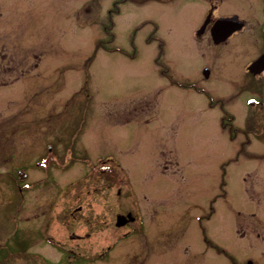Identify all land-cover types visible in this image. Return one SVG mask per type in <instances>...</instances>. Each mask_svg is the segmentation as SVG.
I'll use <instances>...</instances> for the list:
<instances>
[{
    "label": "rangeland",
    "instance_id": "rangeland-1",
    "mask_svg": "<svg viewBox=\"0 0 264 264\" xmlns=\"http://www.w3.org/2000/svg\"><path fill=\"white\" fill-rule=\"evenodd\" d=\"M112 3L0 0V57L9 66L4 71L18 74L14 65L28 60L29 70L34 56L42 54V63L31 69L42 72V82L22 76L15 90L30 89L29 102L44 88L46 111L42 104L31 110L35 118L45 119L47 141L61 136L62 144L53 142L49 156L57 158L65 149L62 169L55 161L49 164L46 186L27 197L19 215L21 229L28 227L32 234L41 220L34 218L38 209L33 205L46 204L44 238L32 241L22 257L10 255L5 264H230L205 237L233 256L234 264H244L253 253L251 219L264 218V106L243 105L257 87L244 69L260 47L258 41L251 45V25L224 46L209 49L204 41L196 51L191 29L200 3L124 0L112 19L111 46L120 51L96 50ZM238 11L251 17L244 8ZM153 35L155 40L147 42ZM157 58L169 67L170 76H161ZM204 68L209 79L202 77ZM187 84L201 87L206 95ZM9 92L0 89V243L17 223L8 213L13 204L8 203L7 179L21 146L35 135L17 125L10 136L9 122L24 119L29 110H19ZM258 95L264 103V91ZM221 99L237 129L232 140L230 128L220 127L222 110L210 106ZM43 124L37 126L40 131ZM9 143L14 158L5 152ZM107 157L126 174L122 178L129 196L121 198L119 209L137 216L127 229L113 228L111 234L104 230L108 213L102 209L110 204L112 213L117 212L120 199H115L114 188L100 186L105 181L93 180L100 177L91 164ZM61 202L67 215L62 229L56 218ZM79 204L81 213L75 221L68 219ZM25 239L18 233L6 241L11 249L24 250ZM110 245V259L78 261L90 250L92 255Z\"/></svg>",
    "mask_w": 264,
    "mask_h": 264
},
{
    "label": "flooded vegetation",
    "instance_id": "flooded-vegetation-1",
    "mask_svg": "<svg viewBox=\"0 0 264 264\" xmlns=\"http://www.w3.org/2000/svg\"><path fill=\"white\" fill-rule=\"evenodd\" d=\"M193 2L200 3L202 5V6L199 5V8L194 9L195 13L197 14L196 15L197 18L195 19V23L191 29V38H192L193 44H195V47H196L195 50L198 49V45H201V43H203L204 41L208 44V47L210 46L209 49H215V48L228 44V42L231 41L236 35L244 31V29L246 28V24L249 22L248 24L251 25V32H248V34H250L251 36V45H254L256 41H258L260 45L257 55L254 58H252V60L250 59L249 63L264 54V0H242V1L241 0H193ZM236 6H239V7H236ZM242 8L250 11L251 17L246 18L242 16L240 13H238L239 12L238 10L240 9L241 11ZM229 16H237L238 19H240L243 22L242 28L232 33L231 35H229L225 40L220 41L218 43H214L213 36H212L213 26L215 25L216 21L219 18L229 17ZM9 50L13 54L12 56L15 57L16 56L14 55L15 46L12 45L11 48H9ZM201 55L203 54L201 53ZM13 57L11 58V60L13 59ZM34 60L35 62L32 64V68H30L29 70H25L26 65L31 67L29 65V60H28L26 65L24 63H22L20 67L14 65V67L18 71V74L16 73L14 69H12L10 72L7 71L5 73L4 69L9 66H6V64L3 65V63H6V62H3L0 57V68L3 69L2 71L0 70V89L10 88L9 95L13 100H16L18 102L19 110L25 107H26L25 110L27 109L29 110L24 114V119L22 118L21 120V118H19L18 120H11L9 122L8 130H9L10 136H12L15 130V127L17 125H24V126H21V131H23L25 134L27 132L32 133L33 131H35V135H30L28 141H26V143L23 146H21V150H19L20 156L15 160L16 165H13V167L15 168H12L14 172L12 174H9V177L11 180L9 189L11 191L12 200L9 199L8 203H11L13 205L11 206L9 205L8 213L9 215H11V217H13L12 218L13 220L17 221L15 226H12L14 232H11V233H15V234L19 233L20 235H22V237L26 236L25 240H28L29 243L25 248H23L24 250H22V252L24 253L28 252L29 246L32 243V241H34L36 238L37 239H40V237L41 239L44 238L42 234L44 233V231H47L46 225L43 221L45 219L42 220V217H41V216H45L46 208H42V207H46V204L45 205L35 204L34 203L35 199H32L33 203L35 204L33 206L38 209L35 213L36 216L34 218L35 219L41 218V220L39 221L38 219H36V221H38L39 224L35 227V230L33 231L32 234H30L31 232H28L27 230L28 227L25 228L24 230L21 229V226H20L21 222L19 218V215L23 208L22 205L23 206L25 205V202L27 201V197L29 195H32L35 191L41 190L44 186H46L48 172H49L48 163H49V151L51 150V148L48 147L47 128H46L45 123L43 124L45 119L40 115H39L40 117L39 119L35 118L34 117L35 112L33 113V111L31 110L34 107L42 104V108H44V110L46 111V102L44 99L43 90L42 88H40V91H39L40 94L37 100L36 99L29 100V102L26 101V99L28 95L27 92L30 91V89L24 90L22 93L19 90H15V85L20 83L19 78L22 76L23 78L27 76L35 80L42 79L40 72H37L34 75H27V74H31L32 73L31 69H36L40 63L39 57L34 56ZM247 74L249 75V73ZM251 78L256 79L260 82L261 87H258L257 89L253 90L254 95L256 97H259L258 94H262L264 91V69L261 71V73L258 76H251ZM260 98L261 97H259V99ZM259 105L261 108H263L264 103L260 102ZM250 106H251V101H250ZM39 122H41V124ZM38 124L45 125L43 126L41 131L37 128ZM33 127L35 128V130H31ZM1 130H2V124H0V131ZM60 139H61V136L58 135L56 138V142H59L60 143L59 145L62 144ZM12 146H13L12 143H9L8 150H5L6 153L10 154L8 155L10 157H13L11 155ZM62 160H63V152L61 153V156L57 154V158L53 159V161H56V165L59 168L63 167ZM17 172L24 173L25 176L23 180H18ZM104 172L108 173V176L105 178L106 183H103L102 187L105 190H108V189L111 190V175H110L111 168L110 166L107 167L104 170ZM62 195L63 194H61L60 192L59 196L61 197ZM109 197H110V194H109ZM76 201H78V199ZM107 202H109V200ZM116 204L119 207H118V211L114 213V223H115V217L123 214V210L119 209L122 203L116 202ZM81 206L82 205H78L75 209H73L68 214V219H72L73 221H75V219L77 218L76 214H80L82 211ZM109 207H110V204H108L107 208L102 209V211L104 213H108L107 216H104V220H103L104 230L108 231V233L111 234L112 233L111 230L113 229L112 227L113 215L111 212V207L110 208ZM126 214L127 213H124V215ZM64 217H67V215L65 214V210L62 209V202H61L60 209L58 210L57 215H56V218L58 219V221L61 222L60 223L61 229L63 228V225H64ZM116 220H117V223L125 222V220L121 218H118ZM28 222L30 221L25 220V223L28 224L29 226ZM79 222L80 220H78V223ZM127 224L128 222L124 223V225H122L121 227L125 228ZM92 227L95 228L94 224ZM26 231L29 234H26ZM86 234L90 236L91 232L89 233L86 232ZM46 239L47 238H45V240ZM3 248H5V246H4V243L1 242L0 243V264H5V262L3 263L2 261L5 260V258L7 257V254L6 252L3 251L4 250ZM251 250L253 251V253L251 254V264H257V263L264 264V218H260L258 220H256L255 218L251 219ZM90 251H89V256L84 257L81 255V259L78 261H81V262H84V261L91 262L92 261L93 262V260L94 259L96 260L97 258L98 259H110L109 253L111 251V245L107 246L105 250H101L100 252H93L92 255ZM125 253L126 252L122 254H125ZM74 256L76 257V259H78V255L75 252H74ZM75 264H81V263L76 261ZM108 264H112V263L109 262ZM120 264H127V263L120 262Z\"/></svg>",
    "mask_w": 264,
    "mask_h": 264
},
{
    "label": "water",
    "instance_id": "water-1",
    "mask_svg": "<svg viewBox=\"0 0 264 264\" xmlns=\"http://www.w3.org/2000/svg\"><path fill=\"white\" fill-rule=\"evenodd\" d=\"M228 22H229V21H228ZM237 24H238V25H237V28H239V27H240V22H239V23L237 22ZM259 60H260V59H259ZM259 60H258L257 62H255L253 65L249 66L248 69L252 71V70H253L252 67H253V66H257V65H258L257 63H259Z\"/></svg>",
    "mask_w": 264,
    "mask_h": 264
},
{
    "label": "trees",
    "instance_id": "trees-1",
    "mask_svg": "<svg viewBox=\"0 0 264 264\" xmlns=\"http://www.w3.org/2000/svg\"><path fill=\"white\" fill-rule=\"evenodd\" d=\"M106 28H109V27H106ZM105 31H107V30L105 29ZM99 46H101L102 49H108V48L105 46L104 43H102V44L100 43Z\"/></svg>",
    "mask_w": 264,
    "mask_h": 264
}]
</instances>
